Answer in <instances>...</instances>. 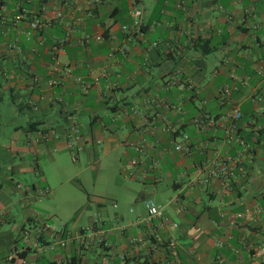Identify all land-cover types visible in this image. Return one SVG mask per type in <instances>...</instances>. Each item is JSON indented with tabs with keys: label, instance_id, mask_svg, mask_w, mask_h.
Wrapping results in <instances>:
<instances>
[{
	"label": "crops",
	"instance_id": "crops-1",
	"mask_svg": "<svg viewBox=\"0 0 264 264\" xmlns=\"http://www.w3.org/2000/svg\"><path fill=\"white\" fill-rule=\"evenodd\" d=\"M88 175L115 187L32 249ZM0 264H264V0H0Z\"/></svg>",
	"mask_w": 264,
	"mask_h": 264
},
{
	"label": "rangeland",
	"instance_id": "rangeland-1",
	"mask_svg": "<svg viewBox=\"0 0 264 264\" xmlns=\"http://www.w3.org/2000/svg\"><path fill=\"white\" fill-rule=\"evenodd\" d=\"M89 180L88 175L80 186L64 182L63 185L53 190L50 200L45 201L42 198L37 203L40 208L50 210V218L54 227L58 228L63 225L68 230L84 227L95 213L92 202L95 197L91 196L93 194L92 189L104 192L115 187V183L111 179L104 180L100 176L92 182L93 187ZM51 181L56 184L58 179L51 178ZM88 201L92 206L90 210L84 207ZM106 208L111 211L110 207L106 206Z\"/></svg>",
	"mask_w": 264,
	"mask_h": 264
},
{
	"label": "built area",
	"instance_id": "built-area-1",
	"mask_svg": "<svg viewBox=\"0 0 264 264\" xmlns=\"http://www.w3.org/2000/svg\"><path fill=\"white\" fill-rule=\"evenodd\" d=\"M139 14L140 11L136 8H133L130 10V16L132 17L130 26L132 28H138L140 26V22H139ZM31 27H39V23L37 20H34L30 23ZM122 28L124 30L127 29V25H123ZM229 91V87L227 85H224L222 87V94H228ZM231 119H237L239 117V112L237 110H232L227 114ZM195 124H198L199 122V118L194 120ZM76 130L73 128L68 134V145H72L73 140L75 138V134H76ZM47 134L43 133L41 135V138H46ZM186 136L184 134L181 135V141L185 140ZM172 147L174 150H181L182 146L180 142H173L172 143ZM135 150L137 152H141V146L136 145L134 146ZM142 153V152H141ZM132 162H137V159H131ZM154 162H150V164L148 165L149 167H152ZM211 173L213 175H217V176H224L228 173V168H227V164L226 162H219L217 164V166L215 168H213L211 170ZM145 208L147 211V214L149 216H153V215H157L159 213V210L157 208V206L154 204V202L151 199H146L145 200ZM91 231V229L89 227L83 228L81 230V232H88ZM23 235L22 236H26L29 234V230L25 229L23 230ZM62 233V228L56 229L53 225L51 224H46L43 223L40 226H37L34 228V232H33V240H32V246L31 248L34 249L35 251L37 250H44V249H48V250H52L54 249L56 246L57 247H64L66 245V242L69 240L70 236H67L65 238H63L61 236Z\"/></svg>",
	"mask_w": 264,
	"mask_h": 264
}]
</instances>
